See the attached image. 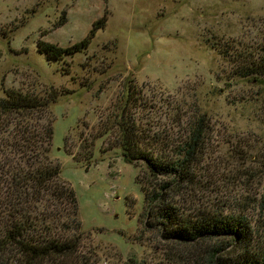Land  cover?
<instances>
[{"label": "rangeland", "instance_id": "374dc122", "mask_svg": "<svg viewBox=\"0 0 264 264\" xmlns=\"http://www.w3.org/2000/svg\"><path fill=\"white\" fill-rule=\"evenodd\" d=\"M101 17L85 53L49 61L38 50V41L66 47L83 39ZM226 45L264 46V0H0V97L8 89L56 93L49 111L52 156L76 193L83 249H91L98 264L135 256L166 264L154 231L138 239L144 212L139 168L123 160L108 136L97 138L126 86L155 101L163 122L171 123L167 105L185 121L207 114L220 167L228 155L224 140L263 137L264 104L237 102L256 89L231 81L227 61L215 50Z\"/></svg>", "mask_w": 264, "mask_h": 264}, {"label": "trees", "instance_id": "16d2710c", "mask_svg": "<svg viewBox=\"0 0 264 264\" xmlns=\"http://www.w3.org/2000/svg\"><path fill=\"white\" fill-rule=\"evenodd\" d=\"M103 21L69 46L38 41V50L49 61L85 53ZM216 49L231 81L256 89L237 102L264 104V46ZM133 86L123 89L97 138L108 136L123 160L139 168L144 212L138 239L154 231L166 264H264V148L258 150L264 112L263 137L224 140L228 155L220 167L207 114L185 121L167 105L171 123L163 122L160 107ZM6 92L0 97V264H98L93 251L83 249L77 196L52 156L49 111L56 93ZM123 264L147 262L135 256Z\"/></svg>", "mask_w": 264, "mask_h": 264}]
</instances>
